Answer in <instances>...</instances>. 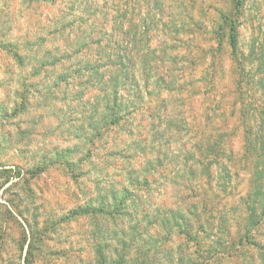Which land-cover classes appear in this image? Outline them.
<instances>
[{
    "label": "rangeland",
    "instance_id": "rangeland-1",
    "mask_svg": "<svg viewBox=\"0 0 264 264\" xmlns=\"http://www.w3.org/2000/svg\"><path fill=\"white\" fill-rule=\"evenodd\" d=\"M248 125L264 0H0V264H264Z\"/></svg>",
    "mask_w": 264,
    "mask_h": 264
},
{
    "label": "trees",
    "instance_id": "trees-1",
    "mask_svg": "<svg viewBox=\"0 0 264 264\" xmlns=\"http://www.w3.org/2000/svg\"><path fill=\"white\" fill-rule=\"evenodd\" d=\"M242 1L243 0H236V9L237 10L242 5ZM230 42H231L232 49L236 50V34H235V31H234V25L231 28V40H230ZM122 58H123V56H122ZM124 62H122L124 66H121V69H125L124 72L127 73V68H129V67ZM108 63H109V60H106L104 64H108ZM97 65H98V69L97 70H99V65H101V63H99V64L97 63ZM133 77L134 76L130 75L131 84H132ZM127 79H129V77H127ZM126 80H123V82H126ZM123 82H120V83H122L121 85H123ZM108 83H109L108 79L103 82V86H104L103 89L105 87L106 88L108 87ZM121 85L118 87V89H113L112 92H115L116 95H117ZM110 97H111V93H109V92H107V94L105 93V95L103 96V100L108 102L106 108H104V109L106 111H109V112L117 111V108L119 107V105L111 104ZM109 102H110V104H109ZM247 132L249 134V137L247 138L248 147L251 148V152L257 154V156H260V161H262L263 160L262 156L264 154V138L261 139L259 137H255L254 133H253L254 132L253 128L249 127V125H248ZM256 167H258V165L255 166V168ZM262 175H264V162L261 163V167L259 168V172H258V170L255 172V179L257 178V179L261 180V183L263 182V184H259V188H258V192H259L260 195L261 194L264 195V179H262ZM122 193L124 194L125 191H123ZM128 195H125V198L128 197ZM260 195H258V196H260ZM257 199L258 198H255V200H257ZM125 200H120L119 203H118V200L115 198V203H116V205L117 204L118 205L114 209L118 208L120 210H124V208H123L124 206L122 204L124 203ZM108 205H110V204H108ZM81 211L84 212V213H102V212H107L108 211V206L103 204V203H101L100 205H97L96 207L87 205L86 207L81 208Z\"/></svg>",
    "mask_w": 264,
    "mask_h": 264
}]
</instances>
